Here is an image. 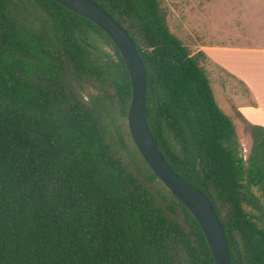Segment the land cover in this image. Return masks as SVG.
Listing matches in <instances>:
<instances>
[{"label": "trees", "instance_id": "trees-1", "mask_svg": "<svg viewBox=\"0 0 264 264\" xmlns=\"http://www.w3.org/2000/svg\"><path fill=\"white\" fill-rule=\"evenodd\" d=\"M93 1L134 42L150 133L210 200L230 263L264 264L252 211L264 205V127L250 125L244 157L199 65L205 54L169 30L160 0ZM130 97L96 23L54 0H0V264H215L194 216L137 149Z\"/></svg>", "mask_w": 264, "mask_h": 264}, {"label": "water", "instance_id": "water-1", "mask_svg": "<svg viewBox=\"0 0 264 264\" xmlns=\"http://www.w3.org/2000/svg\"><path fill=\"white\" fill-rule=\"evenodd\" d=\"M54 1L96 23L113 41L130 80L131 97L127 108V125L137 149L159 179L194 216L209 244L214 263L231 264L225 234L210 200L171 169L150 133L145 118L146 70L127 31L93 0Z\"/></svg>", "mask_w": 264, "mask_h": 264}, {"label": "rangeland", "instance_id": "rangeland-1", "mask_svg": "<svg viewBox=\"0 0 264 264\" xmlns=\"http://www.w3.org/2000/svg\"><path fill=\"white\" fill-rule=\"evenodd\" d=\"M243 1L251 0H160V5L166 13L169 30L194 54L199 50L205 53L207 47L220 45L224 37L230 42L236 40V13L239 2ZM223 60L231 63L224 56ZM199 65L206 71L216 103L231 116L241 153L245 157L252 143L251 124L238 117L236 110L241 100L247 98L243 86L236 77L229 79L223 75L221 68L206 53ZM252 191L262 203L258 189L253 187ZM245 209L251 211L246 205ZM252 211L259 217L258 223L263 225V203L259 210Z\"/></svg>", "mask_w": 264, "mask_h": 264}, {"label": "crops", "instance_id": "crops-1", "mask_svg": "<svg viewBox=\"0 0 264 264\" xmlns=\"http://www.w3.org/2000/svg\"><path fill=\"white\" fill-rule=\"evenodd\" d=\"M236 14V40L224 37L220 45L207 47L205 53L223 75L236 77L243 86L247 98L235 106L238 117L264 127V0L239 2ZM223 56L231 63L223 62Z\"/></svg>", "mask_w": 264, "mask_h": 264}]
</instances>
